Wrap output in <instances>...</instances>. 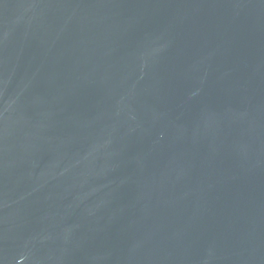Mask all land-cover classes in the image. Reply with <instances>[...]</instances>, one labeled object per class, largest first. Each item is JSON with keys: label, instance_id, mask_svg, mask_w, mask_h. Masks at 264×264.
Instances as JSON below:
<instances>
[{"label": "water", "instance_id": "water-1", "mask_svg": "<svg viewBox=\"0 0 264 264\" xmlns=\"http://www.w3.org/2000/svg\"><path fill=\"white\" fill-rule=\"evenodd\" d=\"M0 264H264V0H0Z\"/></svg>", "mask_w": 264, "mask_h": 264}]
</instances>
